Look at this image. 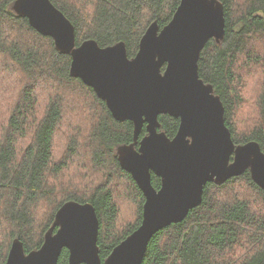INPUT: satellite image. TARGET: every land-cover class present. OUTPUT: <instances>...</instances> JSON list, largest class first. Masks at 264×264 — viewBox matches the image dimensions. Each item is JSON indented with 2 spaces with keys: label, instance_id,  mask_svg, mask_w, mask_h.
Listing matches in <instances>:
<instances>
[{
  "label": "trees",
  "instance_id": "16d2710c",
  "mask_svg": "<svg viewBox=\"0 0 264 264\" xmlns=\"http://www.w3.org/2000/svg\"><path fill=\"white\" fill-rule=\"evenodd\" d=\"M14 1L0 0V64L16 72L10 78L0 71V79L18 81L16 91H0L9 99L0 111V264L14 239L26 254L39 249L70 201L94 207L103 262L142 220L144 196L117 157L133 142V124L116 121L92 88L70 76V56L16 15ZM218 1L224 39L205 45L198 75L219 97L233 142H257L264 153V0ZM50 2L75 28L76 46L123 42L133 58L147 28L166 26L180 0ZM158 122L172 139L179 120L165 114ZM144 136L145 126L138 142ZM151 184L160 187L153 173ZM67 258L64 249L57 264ZM141 264H264V191L249 171L208 183L198 207L151 238Z\"/></svg>",
  "mask_w": 264,
  "mask_h": 264
},
{
  "label": "water",
  "instance_id": "95a60500",
  "mask_svg": "<svg viewBox=\"0 0 264 264\" xmlns=\"http://www.w3.org/2000/svg\"><path fill=\"white\" fill-rule=\"evenodd\" d=\"M12 10L70 56V76L92 88L116 121L133 124V142L119 147L117 157L145 202L140 226L103 262L94 207L70 201L56 212L57 230H48L39 249L26 254L14 239L5 264H57L64 249L68 264H141L151 238L198 207L208 183L221 185L249 171L264 191L259 144L233 142L219 97L198 75L205 45L224 39L220 1L180 0L166 26L153 22L147 28L133 58L123 42L100 47L90 39L76 46L75 28L50 0H15ZM165 114L179 120L172 139L159 131L158 117ZM143 126L146 136L136 148ZM152 173L160 179L159 189L151 184Z\"/></svg>",
  "mask_w": 264,
  "mask_h": 264
},
{
  "label": "rangeland",
  "instance_id": "374dc122",
  "mask_svg": "<svg viewBox=\"0 0 264 264\" xmlns=\"http://www.w3.org/2000/svg\"><path fill=\"white\" fill-rule=\"evenodd\" d=\"M91 9L89 8V11ZM0 71H4V75H6L7 77H10V78H14L16 77V72L14 73L13 71H6V67H3V64H0ZM18 89V81L17 80H8L6 78H1L0 79V91L1 90H7V91H11V92H14ZM76 102V101H75ZM9 103V99L5 96H2L0 97V111H3L5 110V108L7 107ZM70 102L68 101L67 104H69ZM71 109V107H69ZM69 116H72V115H69ZM77 116V115H75ZM80 123V122H79Z\"/></svg>",
  "mask_w": 264,
  "mask_h": 264
},
{
  "label": "flooded vegetation",
  "instance_id": "af4514ba",
  "mask_svg": "<svg viewBox=\"0 0 264 264\" xmlns=\"http://www.w3.org/2000/svg\"><path fill=\"white\" fill-rule=\"evenodd\" d=\"M164 71V70H163ZM138 144H139V142H138ZM159 189V188H158Z\"/></svg>",
  "mask_w": 264,
  "mask_h": 264
},
{
  "label": "bare ground",
  "instance_id": "6f19581e",
  "mask_svg": "<svg viewBox=\"0 0 264 264\" xmlns=\"http://www.w3.org/2000/svg\"><path fill=\"white\" fill-rule=\"evenodd\" d=\"M165 66V65H164Z\"/></svg>",
  "mask_w": 264,
  "mask_h": 264
}]
</instances>
